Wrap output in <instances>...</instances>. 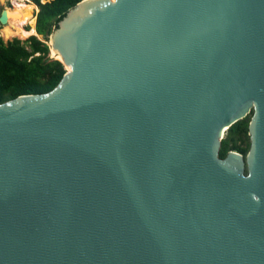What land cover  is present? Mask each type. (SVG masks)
Instances as JSON below:
<instances>
[{
  "label": "water",
  "instance_id": "1",
  "mask_svg": "<svg viewBox=\"0 0 264 264\" xmlns=\"http://www.w3.org/2000/svg\"><path fill=\"white\" fill-rule=\"evenodd\" d=\"M50 43L0 104V264H264V0H82Z\"/></svg>",
  "mask_w": 264,
  "mask_h": 264
},
{
  "label": "trees",
  "instance_id": "2",
  "mask_svg": "<svg viewBox=\"0 0 264 264\" xmlns=\"http://www.w3.org/2000/svg\"><path fill=\"white\" fill-rule=\"evenodd\" d=\"M38 6L36 31L26 41H5L0 37V104L24 94H41L53 90L67 72L64 63L51 57L50 36L72 7L82 0H30ZM30 28H28L29 30ZM42 37L43 39H39ZM251 116L234 124L221 143V159L230 151L244 156L251 142Z\"/></svg>",
  "mask_w": 264,
  "mask_h": 264
},
{
  "label": "bare ground",
  "instance_id": "3",
  "mask_svg": "<svg viewBox=\"0 0 264 264\" xmlns=\"http://www.w3.org/2000/svg\"><path fill=\"white\" fill-rule=\"evenodd\" d=\"M15 3L14 9L8 7L9 24L1 29V34L5 40H11L15 37L28 39L32 34L27 30V26L35 28L36 25L35 12L39 10L38 6L30 0H16ZM34 35H38L37 31L34 32ZM51 51L55 58L63 59L53 48H51Z\"/></svg>",
  "mask_w": 264,
  "mask_h": 264
},
{
  "label": "rangeland",
  "instance_id": "4",
  "mask_svg": "<svg viewBox=\"0 0 264 264\" xmlns=\"http://www.w3.org/2000/svg\"><path fill=\"white\" fill-rule=\"evenodd\" d=\"M28 1V0H27ZM8 7H12V9H14L15 5L12 3L11 0H0V12L4 9H8ZM36 14V12H35ZM3 26H0V36L5 40V38L2 36L1 34V29H2ZM28 28H30L28 30ZM27 30L30 32V31H33V32H36V28H32L31 26H27ZM33 35V34H32ZM39 39H43L42 37H38ZM15 39H20V40H23V41H26L27 39H22L20 37H15V38H12L11 40H5V41H13ZM48 45H50V41L48 42ZM51 57L55 58L53 55H52V51H51Z\"/></svg>",
  "mask_w": 264,
  "mask_h": 264
},
{
  "label": "built area",
  "instance_id": "5",
  "mask_svg": "<svg viewBox=\"0 0 264 264\" xmlns=\"http://www.w3.org/2000/svg\"><path fill=\"white\" fill-rule=\"evenodd\" d=\"M11 1H12V3H13L14 5H16V3H15L16 0H11ZM43 1H45V0H43ZM0 37H1V36H0Z\"/></svg>",
  "mask_w": 264,
  "mask_h": 264
},
{
  "label": "crops",
  "instance_id": "6",
  "mask_svg": "<svg viewBox=\"0 0 264 264\" xmlns=\"http://www.w3.org/2000/svg\"><path fill=\"white\" fill-rule=\"evenodd\" d=\"M36 12H38V11H36Z\"/></svg>",
  "mask_w": 264,
  "mask_h": 264
},
{
  "label": "flooded vegetation",
  "instance_id": "7",
  "mask_svg": "<svg viewBox=\"0 0 264 264\" xmlns=\"http://www.w3.org/2000/svg\"><path fill=\"white\" fill-rule=\"evenodd\" d=\"M1 12H2V11H1ZM1 12H0V13H1Z\"/></svg>",
  "mask_w": 264,
  "mask_h": 264
}]
</instances>
